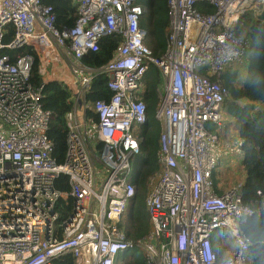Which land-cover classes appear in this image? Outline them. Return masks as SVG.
Masks as SVG:
<instances>
[{
    "label": "built area",
    "instance_id": "1",
    "mask_svg": "<svg viewBox=\"0 0 264 264\" xmlns=\"http://www.w3.org/2000/svg\"><path fill=\"white\" fill-rule=\"evenodd\" d=\"M46 1L0 0V50L10 51L0 53V264H63L66 256L73 264H119L121 252L132 250L145 264H252L240 228L254 214L242 200L243 180L217 193L213 174L229 97L223 76L247 62L249 39L239 24L260 16L264 0H167L161 55L146 43L141 0H67L75 19L61 27ZM110 36L119 38L110 58L88 65L84 58ZM152 66L161 78L159 170L145 197L149 230L130 239L120 224L136 194L131 175ZM100 76L109 94L90 103L86 94ZM52 81L72 99L62 163L52 155V112L41 101ZM61 174L68 191L55 186ZM60 199L71 200L63 219ZM220 229L231 236L224 257L228 242L214 239Z\"/></svg>",
    "mask_w": 264,
    "mask_h": 264
},
{
    "label": "trees",
    "instance_id": "2",
    "mask_svg": "<svg viewBox=\"0 0 264 264\" xmlns=\"http://www.w3.org/2000/svg\"><path fill=\"white\" fill-rule=\"evenodd\" d=\"M141 1L147 5L149 12V16L142 17L140 21L141 26L148 32L146 43L154 55H161L165 49L167 37V0ZM46 2L53 6L58 26L73 24L75 9L69 1L47 0ZM243 19L245 17H242ZM243 21L239 29L246 28L244 33L249 39L246 71L240 80H237L239 68L238 71L228 70L224 74V85L229 93L224 103V110L236 121L238 135L241 138V166L245 173L242 200L254 210V214L249 216L240 228L250 241L252 264H264V210H259L261 201L264 199V11L257 18L246 16L244 23ZM9 39L10 34L6 35L4 40ZM118 41L119 38L114 36L103 38L99 43V50L87 55L84 58L85 62L93 67L104 64L110 58ZM6 52L10 51L0 50L1 54ZM36 70L35 64L30 73V80L34 86L38 85L39 81ZM106 80L105 76H100L92 82L86 94L88 102L92 103L109 94L106 89ZM160 84L159 70L155 66L150 67L144 76L142 93V99L146 104V123L139 133L140 150L133 163L131 175V182L136 186V194L129 207V227L125 231L130 239L141 238L149 230L144 201L149 182L159 170L157 154L160 123L155 118V112L158 103L156 89ZM42 92V104L45 109L52 112L47 130V136L54 144L52 155L57 163H62L67 147L65 114L72 107L71 92L66 86L56 81L45 84ZM86 113L96 120L89 110ZM99 147H101L100 142ZM55 186L61 191H68L67 176L61 174L56 179ZM57 207L60 218L63 219L71 210V200L65 202L60 199ZM61 262L73 264V259L66 256ZM123 264H145V262L139 250H132L130 257L126 258Z\"/></svg>",
    "mask_w": 264,
    "mask_h": 264
},
{
    "label": "crops",
    "instance_id": "3",
    "mask_svg": "<svg viewBox=\"0 0 264 264\" xmlns=\"http://www.w3.org/2000/svg\"><path fill=\"white\" fill-rule=\"evenodd\" d=\"M241 25L242 21L239 24V28ZM245 71H240L243 73V76ZM222 118V125L219 128L221 146L219 149H216L219 160L218 166L213 174L214 190L217 193L223 192L231 183L235 182L234 179L239 177V180H243L245 177L244 170L241 166V138L238 135L236 121L228 116L224 109L222 111Z\"/></svg>",
    "mask_w": 264,
    "mask_h": 264
},
{
    "label": "rangeland",
    "instance_id": "4",
    "mask_svg": "<svg viewBox=\"0 0 264 264\" xmlns=\"http://www.w3.org/2000/svg\"><path fill=\"white\" fill-rule=\"evenodd\" d=\"M142 2V1H141ZM149 12H147L146 14H144V18H147L149 15ZM147 16V17H146ZM245 20H246V16H245V19H244V21H243V23L245 22ZM244 30H246V28L245 29H241V31H243L244 32ZM246 65H247V63L244 65V66H242L239 70L242 72V71H245L246 70ZM243 77V73H240L239 72V75H238V79L237 80H240L241 78ZM89 139H90V136L88 137ZM221 139V138H220ZM135 161V160H134ZM134 161H133V163H134ZM100 168V165L99 164H95V174H96V177H98V175H99V173H98V169ZM131 175V174H130ZM155 178H153L152 179V181L151 182H149V185H148V190L151 188V186L153 185V180H154ZM237 180H239V177L238 178H236V179H234V181L236 182ZM235 182H233V183H235ZM232 184V183H231ZM142 206H143V201H142ZM144 210H145V201H144ZM127 211V210H126ZM145 213H146V211H145ZM121 224H122V229L124 230V231H126V229L129 227V215H128V212H126L125 214H124V216H123V218H122V222H121ZM121 224H120V226H121ZM220 236H223V238L228 242V245L227 246H225V247H223V250H222V253H223V257H224V254H226V252L228 251V250H231V236L229 235V233L227 232V231H225V230H221V232L220 233H218V235L216 236V238H214L215 240L216 239H218ZM130 255H131V253L130 252H128L127 254H124V253H121L120 255H119V264H123V262H124V260L126 259V258H129L130 257Z\"/></svg>",
    "mask_w": 264,
    "mask_h": 264
},
{
    "label": "bare ground",
    "instance_id": "5",
    "mask_svg": "<svg viewBox=\"0 0 264 264\" xmlns=\"http://www.w3.org/2000/svg\"><path fill=\"white\" fill-rule=\"evenodd\" d=\"M221 232V229L217 231V233L215 234L214 238H216V236L218 235V233ZM128 252L131 253V251H122L121 253L127 254Z\"/></svg>",
    "mask_w": 264,
    "mask_h": 264
}]
</instances>
